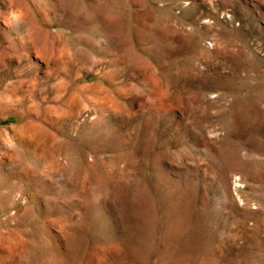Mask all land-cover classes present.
<instances>
[{
	"label": "rangeland",
	"instance_id": "1",
	"mask_svg": "<svg viewBox=\"0 0 264 264\" xmlns=\"http://www.w3.org/2000/svg\"><path fill=\"white\" fill-rule=\"evenodd\" d=\"M0 264H264V0H0Z\"/></svg>",
	"mask_w": 264,
	"mask_h": 264
}]
</instances>
